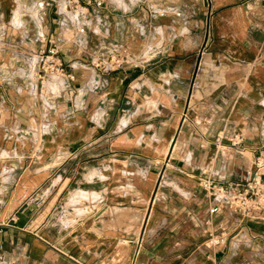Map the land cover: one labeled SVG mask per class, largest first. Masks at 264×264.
<instances>
[{"label": "crops", "instance_id": "obj_1", "mask_svg": "<svg viewBox=\"0 0 264 264\" xmlns=\"http://www.w3.org/2000/svg\"><path fill=\"white\" fill-rule=\"evenodd\" d=\"M263 151L264 0H0V264H264V211L205 246L202 184Z\"/></svg>", "mask_w": 264, "mask_h": 264}, {"label": "built area", "instance_id": "obj_2", "mask_svg": "<svg viewBox=\"0 0 264 264\" xmlns=\"http://www.w3.org/2000/svg\"><path fill=\"white\" fill-rule=\"evenodd\" d=\"M75 8H87L94 1L97 5H102L104 0H64ZM112 53L107 61L94 60L96 66L105 70H113L125 63H134L128 55L126 47L119 45L112 46ZM37 66L39 77L43 82L47 76H56L61 79L75 78L74 73L68 71L61 56L59 47L53 43L48 48L41 49L37 54ZM258 168L264 167V151L256 159ZM203 187L209 195V205L207 207L208 225L205 246L212 251L215 250L225 239L227 231L215 227L214 218L224 211H232L242 216H254L264 211V182L259 176L249 179L244 184H237L226 187L214 183L210 178L203 179Z\"/></svg>", "mask_w": 264, "mask_h": 264}]
</instances>
